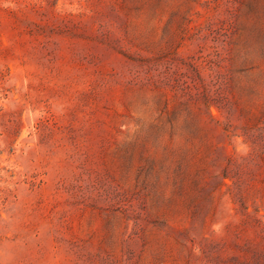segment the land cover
Listing matches in <instances>:
<instances>
[{
	"label": "rangeland",
	"instance_id": "374dc122",
	"mask_svg": "<svg viewBox=\"0 0 264 264\" xmlns=\"http://www.w3.org/2000/svg\"><path fill=\"white\" fill-rule=\"evenodd\" d=\"M0 264H264V0H0Z\"/></svg>",
	"mask_w": 264,
	"mask_h": 264
},
{
	"label": "trees",
	"instance_id": "16d2710c",
	"mask_svg": "<svg viewBox=\"0 0 264 264\" xmlns=\"http://www.w3.org/2000/svg\"><path fill=\"white\" fill-rule=\"evenodd\" d=\"M187 126H188V122H186V127ZM174 127H175V125H174ZM182 138H183L184 142L181 143V145H180L181 161H180V164H179V168L183 170L184 167L187 165L188 156H189L188 152H184V150L188 151V149L186 148V144L191 142L192 140H190L191 137L188 136V134L185 135L184 133H182Z\"/></svg>",
	"mask_w": 264,
	"mask_h": 264
}]
</instances>
